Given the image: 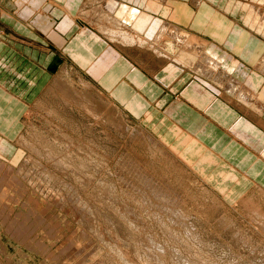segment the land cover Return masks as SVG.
<instances>
[{
  "label": "rangeland",
  "instance_id": "1",
  "mask_svg": "<svg viewBox=\"0 0 264 264\" xmlns=\"http://www.w3.org/2000/svg\"><path fill=\"white\" fill-rule=\"evenodd\" d=\"M66 1L61 0L64 8ZM75 1H70L73 10L67 8L69 11L82 9L85 3L75 9ZM170 1L173 6L180 3L174 10L182 24V11L188 6L180 0ZM188 1L202 7L194 0ZM258 4L264 6V0H258ZM69 11L70 18L58 29L65 32L75 26L80 34L77 38L80 45L84 39L96 44L94 33L86 30L78 16ZM29 14L31 11H23L20 15L27 19ZM51 21L48 20V24ZM46 23L43 20L44 28ZM218 28L226 29L219 25ZM236 28H229L231 35L222 42H218L216 36H209L218 46L213 47L216 52L231 51L228 42H241L234 38ZM207 34L210 35V31ZM40 46L46 47L42 43ZM51 49V54L46 52L49 62L61 57V52L53 46ZM95 55L96 52L91 53L90 58ZM134 55L133 58L141 61L137 62L139 67L143 59L147 63L146 58L156 67V72L145 69L146 73L152 71L146 78L156 77L158 70L167 66L160 58L153 61L151 53ZM237 55L251 66L248 67L251 71L258 73L252 86L264 101V74L257 70L264 57L261 38L247 41V47L240 49ZM67 57L77 61L76 54L74 57L67 52ZM99 59L104 60L106 56ZM107 63L106 60L97 65L96 71L93 63H84L87 66L84 65L83 71L67 60L66 66L63 63L53 70L49 85L39 87L38 100L27 103L18 98L13 109L8 107L10 103H3L7 106H2L1 120L6 121L1 131L6 133L5 137L14 134V148L11 147L14 157L4 156L2 162L7 168L4 166L2 173L12 167V178L17 177L20 191H14V187L6 189L10 190L11 198L0 205V220L4 223L0 221V264H264V194L257 188L260 182L225 159L228 164L222 167L225 163L221 165L220 159L209 155L216 153L212 149L206 156L200 135L207 130L201 127L203 121L197 119L185 101L176 98L163 110L169 131L177 140L171 144L164 139L159 133L162 130H157L159 110L148 106L154 115L152 120L151 112L143 113L147 96L145 89L138 88L144 82L135 73L145 70L133 64L131 71L128 67L132 75L128 77L132 80L124 78L114 88L116 77L111 86L104 87L95 73L99 69L106 73ZM118 68L121 70L117 71V76L127 73L124 66ZM63 73L67 74L63 76ZM207 79L216 84L215 80ZM130 81H133L130 91L122 89L123 94L119 95L117 89ZM198 86L191 85L184 93L178 89L173 92L175 97H185V100L196 98L197 94L203 96V89ZM219 88L229 94L227 99L231 103L236 102L238 98L234 94ZM170 106L173 112H166ZM256 110L264 114L260 108ZM13 126L14 131L8 134L7 129L12 130ZM260 132L264 134L263 127ZM222 135L227 136L211 130L210 139L208 132L204 137L210 143L220 144L215 146L228 154L231 147L222 143ZM257 147L254 144L253 149L257 151ZM262 151L259 148L256 154ZM230 153L234 151L230 149ZM210 157L213 162L208 160ZM260 188L264 190L263 186ZM31 210L36 214L32 215ZM8 223L14 226L10 232Z\"/></svg>",
  "mask_w": 264,
  "mask_h": 264
},
{
  "label": "crops",
  "instance_id": "2",
  "mask_svg": "<svg viewBox=\"0 0 264 264\" xmlns=\"http://www.w3.org/2000/svg\"><path fill=\"white\" fill-rule=\"evenodd\" d=\"M67 1V5H70V0ZM83 1L85 0H76L74 4L75 9L77 5H81ZM122 1L142 9L145 6V0H133V2L132 0ZM180 1H182V4L188 6L182 11L181 27L184 29L190 28L196 33H199L200 35L202 34V36H216L218 42H222V40L224 41L229 35H231V33L228 32L229 28H235L237 26L233 19H231L229 16L222 14L220 16L218 15V12H214L213 10L208 11L207 6H211L209 3L205 2V8H202L204 6H200L201 8H199L198 6L191 4V2L189 3L188 0ZM62 4L64 3H61V0H0V58H2V60L0 59V104H2L0 105V159H4V156L7 158L14 157V154L11 152V147L14 148L12 145V142H14L12 135L14 134L12 132L14 131L15 126H13L12 130L9 128L7 129L8 134L12 133L10 136L5 137L6 133L1 131V126L6 121L1 120L2 114L4 113L2 106H7L3 103H10L8 107L13 109V104L16 100H18V98L27 103L38 100L36 97L39 87L45 83H48L47 85H49V82L53 77V70L61 67L63 63L64 66H66L67 60L71 61L72 64H75L74 66H76V69L82 70L84 65L87 63H93L95 67V69H93L94 71H96L97 65L107 60V72L103 73L99 69V71L95 73L96 78L100 79V82L103 83L101 86L104 87L105 85L107 87L111 86L112 81L118 77V80L114 83L115 88L124 78L128 77L131 71V65L133 64L137 65V69L149 66L145 69H152L155 70V72L157 71L154 64L152 62L149 63L148 58H146L148 65L143 59L142 61L144 65L142 63L143 66L141 65V67H139V64H135V60L132 59V55V63H129V61L125 57H122L115 48L112 47L113 49L111 50V48H108V45L103 42H99V45L97 46L94 41L84 39V42H82L80 45L77 41V38L80 34L78 29L76 30L75 26L72 27L73 30L65 29V32H61L58 27L67 18H70L68 15L69 10L66 6L64 8ZM179 4L180 3H175L174 7L176 8ZM23 11H31L32 14H29L27 19H23L20 15L23 13ZM207 13L212 16L213 20H216V22L214 21V24L211 25V20L206 17ZM3 15H7L11 19L5 18ZM43 20L47 22V26H45V28L42 26ZM48 20H52L50 24H48ZM15 21L20 23L22 27H25V29H21L18 25H16L17 23ZM221 21L225 23L223 25L226 27L225 31L218 28L217 24L221 23ZM208 31H210V35L207 34ZM236 31L238 32L239 29L236 28ZM25 37L31 40H36L37 42L30 41ZM242 37L243 39H241V42L239 43L236 41L233 44H230L229 42L227 43L231 47V51H229L230 53L233 52L237 54L234 49H245L247 47V41L245 39L248 38V35L242 34ZM5 38L9 39V41ZM24 40H27V43ZM10 41L13 43L10 44ZM41 43L46 47L43 48V46H40ZM26 45L28 47H26ZM256 45L259 47L260 44L257 43ZM52 46L61 52V57H56L52 62H49L50 56L47 55V53L51 54ZM225 48L228 47L225 46ZM95 49L96 55L90 58L91 53L93 54ZM108 49L109 57L104 60H100L99 58L106 54ZM253 50H256V47H254ZM67 52H70L71 55L73 54L74 57L76 54L75 58L77 61H73L71 58L68 59ZM131 53L141 54L135 50ZM60 59L62 61H58ZM119 66H124V68H127L125 70L127 73L125 75L122 74L121 76L124 75L122 78L121 76H117V71L121 70L120 68L116 69V67ZM239 66H242V68L246 69L247 72H251V70L248 68L251 66ZM128 67L130 71H128ZM168 67H171V69L173 68L172 71L174 75L172 77H169V75L166 73V69ZM111 71L113 73H110ZM137 71L139 73L135 74L140 78L141 81L144 82V85H141V87L138 88L142 90L145 89L143 90L144 95L147 96V101L145 102L146 111L144 110L143 113L151 112L152 120V118L154 119V115L152 114V110L148 109V106L154 108V111L159 110L160 114L158 116H160V118L157 121L159 124L157 125V130H162L159 133H161V136L164 139L170 141L171 144L172 141L175 142L177 140L174 137V134L169 131L168 120L165 118V116H163V110L167 108L168 105L174 100H176V98L181 102L185 101L186 105L194 111L197 119H201L203 121L201 127L204 128V130H207L204 132V134L200 135V137H203L201 140H203L204 143V147L201 148L203 152H205L206 156L207 152H210L211 149L214 150L216 153L213 154L210 152L209 155L214 157L215 160L220 159L221 162H219V164L223 165L222 162L225 163L223 161L224 159L230 164H237L241 169H243L240 171H246L250 176L253 177V179L257 180L258 183L260 182V185L258 184L260 187L263 186L264 188V134H261L260 132V128H264V114H261V111H258L259 109L256 110L257 108L255 107L245 105L244 101H240L238 99L234 104L231 103V101L227 99L229 98V94L227 93V95L225 92L222 93V90L219 88V86L205 77H200L196 74H193L192 72H189L186 68L176 63H169L167 66L161 67V69L158 70L156 77H153L152 79H150V77L146 78L148 77L147 73H151L152 71L148 70L147 73L146 70L143 72L140 70ZM66 74L67 73H63V76ZM92 74H90V76ZM97 75L100 78L97 77ZM92 77L95 78L93 75ZM107 77L108 79H105ZM131 77H128V79L132 80ZM143 78H145V80H143ZM133 79H135L134 76ZM239 79L241 81L244 80L242 76L239 77ZM132 84L133 81H130V83L126 84V86L118 88L117 90L119 91V95L123 94L122 89L130 91ZM194 84L199 85L198 87L203 89L202 91L205 98L204 100L202 99V94H197L196 98L189 97L187 100H185V97H175L173 91L178 89V92L183 91L182 93H184L186 92V89ZM252 87L255 88L254 86ZM255 92L259 97H261V95L256 90ZM140 94L145 99V96L142 93ZM198 95L201 96L199 97ZM231 98L234 99L235 97ZM245 110H247V112ZM167 111L173 112V107L170 106L166 112ZM21 118H23V115ZM184 130L188 132L186 127ZM211 130L214 131L215 134L217 132H224L227 134V136H220V140L222 138V143H225L228 147H231L230 149H232L234 153H230V149L227 148L228 154H226L223 152V148L218 149L215 146L216 144L219 147L220 144L215 143L214 141L210 143L205 137L206 132H208L210 139ZM18 132L21 133V130ZM244 143L248 146L244 145ZM205 144L208 148L205 146ZM254 144L255 147H257L258 144L257 151H259V148L263 149L260 154H256L257 151L253 149ZM260 145L262 147H260ZM237 146L239 149L241 148V150H239ZM2 148L5 150L2 151ZM188 155L192 157V155ZM197 163L200 165L199 162ZM227 164L228 163H225L222 167H225Z\"/></svg>",
  "mask_w": 264,
  "mask_h": 264
},
{
  "label": "bare ground",
  "instance_id": "3",
  "mask_svg": "<svg viewBox=\"0 0 264 264\" xmlns=\"http://www.w3.org/2000/svg\"><path fill=\"white\" fill-rule=\"evenodd\" d=\"M194 1L198 5L204 6V8L206 6L205 2L209 3L211 6H207L208 11L213 10L214 12H218V15L221 13L222 15L229 16L233 19L237 25V29H239L238 32L235 30V39H240L241 41V39H243L242 34H247V41L256 40V38L259 37L264 44V6L258 4V0ZM144 3L145 6L142 9L127 4L122 0H85L82 9L78 8V12L76 10L74 12L69 11V13L78 16V20L85 24L86 30L94 33L97 37V46L99 45V42H103L107 44V47H110L111 50L115 48L122 57H125L129 61V63L131 59L129 54L132 55V59L135 60L136 64L137 62H141L137 60V58H133L135 55L132 54L131 51L135 50L136 52L141 53V56L151 53L153 61H155L156 58H160V62H164L166 65L169 63H176L198 76H205L206 78L215 80L217 85L234 94L238 100L246 101L248 106L252 105L264 111V101L256 94L255 89L252 87L253 78L258 73L254 71L247 72L246 69L239 66L244 65L248 67V65H245V62H243L237 54L232 52L233 55L228 50H224L222 54H219L213 49L215 46L216 48L218 47L216 42H212L209 37L205 35L202 36V34L200 35L192 29L182 28L181 24L175 17L174 6L170 0H145ZM66 7L69 8V10H73L71 3L70 5L66 4ZM245 7L247 8L245 9ZM206 15H209V18L213 20L209 13ZM220 24L218 23L220 27H225L223 26L224 24L222 21ZM239 50L240 49L237 48L235 49V52L237 53ZM108 55L109 49L103 56H106L107 58L109 57ZM148 67L146 66L145 68ZM145 68L142 67L144 70ZM214 68H216V70ZM172 69L171 67L166 69L169 77L174 75ZM257 70L261 72V74H264V57H262ZM156 74L154 76H156ZM241 76L244 78L243 81L239 79ZM173 153L179 156L176 151ZM52 158L54 157L52 156ZM208 160H212V158L210 157ZM211 162H213V160ZM61 163L62 162H60V164ZM62 164H64V162ZM4 166V162L0 159V175H4L2 176L3 179L0 183V205L6 202L5 200L7 198H11L8 194L10 190L8 192L6 189H12V187H14V191H20V189H18L19 185L17 184L18 180H15L17 177L14 178V176L12 178V174L14 173H12L13 168L8 167L5 174H3L2 170L7 168V166H5L6 168ZM68 167L70 168V166ZM68 167L66 168L68 169ZM19 173L21 174V172ZM257 188L260 190V193L263 192L264 194L262 188ZM12 197L13 199L15 198L14 196ZM1 209L4 210L3 208ZM29 213L31 215L30 211ZM34 214L36 213L33 211L32 215ZM5 216L7 217L8 215ZM38 217L39 216H37V218ZM1 223L3 222L1 221ZM10 223L7 225L9 226V232L14 228L13 225L10 226Z\"/></svg>",
  "mask_w": 264,
  "mask_h": 264
}]
</instances>
